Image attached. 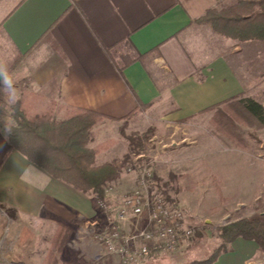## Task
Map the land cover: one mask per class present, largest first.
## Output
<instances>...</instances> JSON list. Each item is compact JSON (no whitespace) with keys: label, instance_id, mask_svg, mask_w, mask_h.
<instances>
[{"label":"crops","instance_id":"1","mask_svg":"<svg viewBox=\"0 0 264 264\" xmlns=\"http://www.w3.org/2000/svg\"><path fill=\"white\" fill-rule=\"evenodd\" d=\"M231 1L0 0V32L14 52L5 60L16 81L56 107H83L119 118L112 121H127L123 117L139 98L150 104L145 111L158 107L163 120L203 116L206 124L212 111L203 109L240 94L264 105V40L226 37L195 21L209 8ZM122 61L127 62L121 71ZM190 144L183 157L168 155L173 171L199 168L194 159L207 150ZM111 149L97 155V164L117 158L109 153L100 160ZM32 165L36 174H21ZM95 202L92 191H79L11 149L0 126V204L66 226L75 215H94ZM141 216L142 226H148L147 216ZM136 217L124 221L126 232L135 227ZM230 247L213 264H254L261 250L243 237ZM149 259L185 264L181 246Z\"/></svg>","mask_w":264,"mask_h":264},{"label":"rangeland","instance_id":"2","mask_svg":"<svg viewBox=\"0 0 264 264\" xmlns=\"http://www.w3.org/2000/svg\"><path fill=\"white\" fill-rule=\"evenodd\" d=\"M235 1L224 2L216 8ZM13 55L9 42L0 32V59H11ZM16 83L20 100L28 103L29 116L50 109L47 100L30 91L21 81ZM6 107L0 98V126L3 129L7 115L12 124L15 123L13 106L8 108V113ZM66 111L54 105V120L65 118ZM160 111L157 107L139 112L127 121H99L91 129L88 145H102L100 152L112 148L100 156V160H107L109 153L110 158L118 155L112 162L121 165V172L103 184L108 190L107 197L108 193L112 197L107 200L113 210L130 190L140 186V177L146 171L152 173L144 188L149 197L156 192L163 195L166 192L183 207L186 224L192 233L182 237L179 247L185 264H188L209 256L220 245V226L242 217H264V128L239 123L231 131L232 135L219 138L210 134L209 121L205 124L203 116L166 121L160 118ZM189 143L207 150L194 159L199 168L173 171L168 167L171 161L168 155L176 153L183 157L184 146ZM97 155L95 165H101L97 164ZM129 165H132L130 170ZM95 206L94 215H75L64 226L46 217H26L14 208L0 204V244H4L3 257L7 264H117L115 254L106 251L97 239L96 232L106 222L98 202ZM137 217L135 227L129 231L144 227L143 216ZM60 227L66 231L58 237ZM158 262L147 259L143 264ZM254 264H264V251H257Z\"/></svg>","mask_w":264,"mask_h":264},{"label":"trees","instance_id":"3","mask_svg":"<svg viewBox=\"0 0 264 264\" xmlns=\"http://www.w3.org/2000/svg\"><path fill=\"white\" fill-rule=\"evenodd\" d=\"M195 21L209 23L226 37L241 41L264 40V0H236L220 9L212 7ZM125 62L122 61L119 66L121 71ZM54 105L33 116H29L28 103L24 99L14 105L12 116L15 123L12 132L7 134L10 148L19 151L52 177L84 192L92 191L97 202L108 199L103 184L119 175L121 165L112 161L95 165L96 155L103 146L90 147L88 143L91 129L97 122L119 118L70 106L65 118L56 121ZM149 105L137 98L136 108L123 118L143 112ZM207 111H212L209 132L219 138L231 134L239 123L248 127H264V105L252 97L240 94L202 110ZM131 151L134 152L132 147ZM164 194L167 200L174 201L166 192ZM65 231L60 227L57 236L60 237ZM238 237L254 240L264 251V217H242L220 226V245L209 256L194 259L188 264H213L221 253L230 250L228 245Z\"/></svg>","mask_w":264,"mask_h":264},{"label":"built area","instance_id":"4","mask_svg":"<svg viewBox=\"0 0 264 264\" xmlns=\"http://www.w3.org/2000/svg\"><path fill=\"white\" fill-rule=\"evenodd\" d=\"M151 176L149 171L141 175L140 186L130 191L115 210L107 199L98 202L106 223L96 232L97 239L106 251L119 256L120 264H143L154 253L175 252L182 237L192 233L181 205L161 193L151 197L145 193L146 179ZM141 215L147 216L148 226L126 232L123 222Z\"/></svg>","mask_w":264,"mask_h":264},{"label":"clouds","instance_id":"5","mask_svg":"<svg viewBox=\"0 0 264 264\" xmlns=\"http://www.w3.org/2000/svg\"><path fill=\"white\" fill-rule=\"evenodd\" d=\"M33 90L36 92L40 91L39 85L33 83ZM0 98L5 102L7 107L5 110L8 113L10 106L16 105L20 101V91L17 88L16 80L13 77L12 72L9 68V63L6 60L0 59ZM13 130V124L8 115L5 117V125L3 131L6 134H10ZM38 170L32 165L31 167L21 169V174L31 177L36 174ZM112 251H116L113 247ZM0 264H7L6 258L0 256Z\"/></svg>","mask_w":264,"mask_h":264},{"label":"bare ground","instance_id":"6","mask_svg":"<svg viewBox=\"0 0 264 264\" xmlns=\"http://www.w3.org/2000/svg\"><path fill=\"white\" fill-rule=\"evenodd\" d=\"M3 245L4 244H0V256H3V253H4V251H3Z\"/></svg>","mask_w":264,"mask_h":264}]
</instances>
